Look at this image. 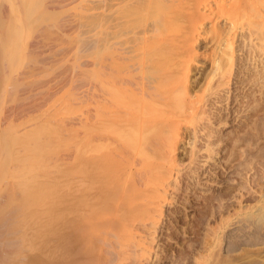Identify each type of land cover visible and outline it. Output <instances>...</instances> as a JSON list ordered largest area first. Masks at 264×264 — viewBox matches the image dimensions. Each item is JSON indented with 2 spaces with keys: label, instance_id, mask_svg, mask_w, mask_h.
Masks as SVG:
<instances>
[{
  "label": "rangeland",
  "instance_id": "rangeland-1",
  "mask_svg": "<svg viewBox=\"0 0 264 264\" xmlns=\"http://www.w3.org/2000/svg\"><path fill=\"white\" fill-rule=\"evenodd\" d=\"M15 1L0 0V211L9 215L10 212L7 211L12 210L13 215L9 217L11 220L7 214V218L4 215L3 219V214L0 215V241L5 243V246L3 243L0 245V264H41L40 251L38 254L37 247L36 250L25 249L26 240L31 238L34 245L40 246L43 240L40 235H58L56 219L58 220L59 214L57 208L60 206L59 188L69 191L68 186L72 182H69L70 173H73L75 164L73 152L76 149L74 141H77L74 133L78 126L74 122L81 117L83 121L86 120L84 117H88L86 111L90 106L89 82L91 71L95 67L92 68L93 49L88 47L92 41L96 42V36L100 38L96 45L100 50L98 48V52L93 53L96 56L97 52L100 61L104 56L100 51L106 47L104 39L108 37L107 34L110 36L111 33L119 32V28L122 33L127 31L122 36L130 41L134 40V36L136 39L140 36V31L148 25L146 22L152 26L153 23L160 24L159 21L164 23L165 20L177 17L179 19L175 23L169 24H176L183 34L186 27L183 25L184 21L189 22L192 17L191 5L186 7L187 4H184V14L179 9L182 7L180 5V12L175 9L178 13L170 12L162 21L163 7L157 10L154 6L161 5L159 3L165 6L164 0H148L149 4L145 0ZM191 1V4H196L199 0ZM221 1L208 0V7H205L208 11L202 9L205 17L195 36L192 54H185L183 45H180L184 37L181 38L176 27L179 36L176 39L181 38L178 40L180 43L177 42L181 48L177 44H173L174 50L173 46H167L161 51V56L156 54L153 58L156 64L151 74L157 77L164 75L160 73V69L166 67L164 70L168 72L164 79L171 76L172 81L173 68L169 64L178 67L176 60L180 58H176V52L180 51L177 57L181 55V62L185 63L187 60L185 65L191 67L187 83L189 93L201 95L204 102L201 99V106L199 104L198 112L201 116L196 111L195 116L194 113H187L182 117L184 119L178 118L182 113L176 107L177 103L171 106L172 109L168 107L171 112L166 108L169 111V114L165 113L169 116L167 118L170 125L177 119L180 124L185 120L182 126L175 123L176 126L179 124V129L180 126L182 128L179 141L175 144V148H178L175 150L176 167L173 165V176L167 183L166 198L159 207L157 219L146 222L142 216L143 218H139L143 219L141 222H135L143 230L139 232V243L135 251L133 249L128 254L131 258L128 257L129 264H264V80L259 81L255 75L258 69L256 65L260 58H264V53L259 52L257 47L262 43L257 37L259 30H251L254 28L250 26L264 20L260 13L262 11L264 14V4L260 0L251 5L247 13L243 7L232 10V13L230 11L231 16H227L224 12L217 11V4ZM146 3L150 9L146 7ZM235 5L239 6V3ZM134 6L139 7V10L144 9L145 13L149 12L145 14L143 10L140 11L143 13L133 11ZM154 9L162 15L158 14L154 18L157 14ZM125 10L128 11L125 13ZM112 12L116 13L115 18ZM129 12H134V16ZM108 21L114 25L111 32ZM104 22H107V30ZM136 22L142 24L138 25ZM119 23H123V27L116 28ZM126 25L132 27L131 32ZM16 26L19 28L16 29ZM114 28L116 29L113 30ZM163 29L170 31L171 27ZM228 39L234 45L235 64L230 79H226L229 82L218 87L222 78L220 79V70L217 71L216 61L220 53L223 55ZM95 42L92 46H95ZM101 44L103 47H100ZM165 51L169 53L168 57L165 56ZM171 61L177 63L174 65ZM96 62L97 60L95 65L98 64ZM100 63L102 62L99 65ZM261 68L260 66L259 69ZM262 71L264 73V69ZM175 108L179 109V116L178 109ZM254 108H258L257 112H254ZM175 111L177 116H174ZM83 129L82 131L86 130ZM81 136L84 137V134ZM208 141L216 143L212 146L210 142V146ZM83 143L82 147H85ZM197 150L201 152L198 153ZM61 178L66 182L59 184ZM66 191L61 192L65 194ZM70 194L71 196L66 197L71 201L73 192ZM64 213L69 217V211ZM20 220L28 221V234H25V229L26 232H18L21 230ZM3 222H7L5 227ZM7 224L9 225L6 226ZM16 240L18 241L15 242ZM8 241L14 243L10 244Z\"/></svg>",
  "mask_w": 264,
  "mask_h": 264
},
{
  "label": "bare ground",
  "instance_id": "bare-ground-1",
  "mask_svg": "<svg viewBox=\"0 0 264 264\" xmlns=\"http://www.w3.org/2000/svg\"><path fill=\"white\" fill-rule=\"evenodd\" d=\"M145 1H147V3L149 2L148 0ZM161 1L162 0H160V2ZM190 1L191 0H164L163 3L165 2V6L162 3H159L161 5L157 4L160 7H157V5L154 6L157 8V10L163 7L161 8L162 12L159 11L163 14L162 16L163 18L160 17L162 14L157 13L155 9L154 11L157 14L153 16L155 18L156 15L161 14L159 15V18H162L163 21L166 19V18L164 19V17H167V14H169L170 12H177L175 11V9L178 10V7L180 5H182V7L184 6V4H187L186 7L191 5L190 11L192 17L190 16V14L188 15V13L186 12L187 15L191 17V20L189 22L187 21H184L185 23L183 22L184 23L183 25L186 26L185 27L186 30L183 29V31H185L183 32V34H181L182 31H179V27L176 24H174V26L176 25L175 28L173 25H170L173 24V22L175 23V21L179 19L177 17L178 19L174 18L173 20L170 19H168V21L165 20V22H168V24L164 22L165 24H167V26L165 27H164L165 24L162 23L161 21H159L160 24L152 22L153 23L152 26H150L149 22L148 23L146 22V24H148L149 26L143 23V25L145 24L146 26L145 28L142 29V32L140 31V36L138 35L137 39L134 36L133 39L134 40L136 39L135 41L131 39L130 41L127 39L128 40L127 41L124 39V35L122 36V34H124V32L127 31L123 30L124 32L122 33V30L119 29L118 26H122L123 23H121L122 25L119 23L120 25H117L116 27L118 28L117 30L119 32L116 31L117 33L116 32H114V34L111 33L110 36L107 34L109 38L107 37L104 39L105 42H107L105 44L106 47H103V45L101 44L100 47H103L105 54L103 49L101 48L102 51L100 52L104 56L103 58H100V61L98 60L99 58L97 56L99 47H96V45L98 44L97 39L99 40L100 38L96 36L97 34H95L97 39L94 40H96L97 43L91 40L92 43L88 48L93 49L92 50L93 53L94 51H97L95 52L96 56L92 53V55L94 56V62L93 61L92 62L94 63V65L96 60L97 62L99 61L102 63H100L99 65L98 62V64L92 66V68L93 67L95 68L92 69L93 71H91V77H90L91 81L89 80L90 106L89 108H87L88 111H86L88 113V117L85 116L87 115V113L84 115L85 116L84 119H86L84 121H87V123L82 120V117L79 120L77 119L78 121L75 119L74 122L76 124V127L78 126L77 129H75V133H74L75 134L74 139L77 141V142L74 141V146L76 145L75 146L76 149L74 148L75 153L73 152V155L75 154L73 159L75 160V164L73 167L74 169L73 173L72 172H71L72 174L70 173L71 180H69V182L72 181L71 185L70 184H69L70 186L67 185L69 187V191L73 192L72 195L73 198L70 201V198H68L69 196H71L70 192L66 191L62 187L59 188L60 196H59L58 204H60V206L57 208L59 214L57 215L58 220L56 219L58 235H40L39 237L43 239L42 242H40V246L39 244L34 245V242L33 241L31 242L32 240L31 238L28 239L30 241L26 240L27 243L25 245V249L27 248L28 250L32 248L36 250L37 247L38 254L40 251L41 264H129L127 262L128 257L130 258L128 254H130L129 252L132 253L133 249L135 251V248L139 243L137 240L138 235L140 234L139 232L143 230L142 228L140 230L139 226H137L138 224H135V222L139 220V218H141L142 216L144 217L142 218L145 219V221L146 220L153 221L156 218V214L160 212L159 207L166 198L165 192L167 191L166 190L167 183L169 182L171 176H173L172 175L174 171L173 165H175L174 163L176 156L175 150L178 149L177 146L175 148V144L177 145V142L179 141L178 136L181 134L180 129H182L181 126L185 122L184 120L182 121L183 123L181 122L180 124L179 119L186 116L187 113H194L193 115L195 116V114L200 109L199 108L201 106L200 103L203 100V98L200 97L201 95L197 96V94L192 95V93L191 94L189 93L190 90L188 89L189 85H187V83H188V77L191 67L189 68L190 65H185L187 61L186 58L183 57L184 60H186L185 63L183 62L184 63L183 64L181 62L182 60V58L180 57L181 55L177 57V54H179L180 51L176 52V58H180V60H176L178 61V63L175 62V64L177 63L179 67L176 68L177 65H175L173 62L175 61L174 59L175 52L173 53L174 55H172L171 54L172 51L170 49L171 52L170 55H172V57L174 56V58L171 57V60L174 59L171 62H173V64L175 65L174 67L171 64H169L173 68L172 70L173 73L172 72L171 73L173 74L174 78L172 77L173 78L172 81L170 80L171 76L170 78L166 79L167 78L166 75L168 72L165 71L166 67L164 68L165 70L160 69L162 72L159 70L160 73L161 74L164 73V75L162 74L157 77V75L153 76L151 74L152 70H155L154 67L156 64L153 58L156 54L158 55L160 53H163L161 51L167 48V46L171 47L173 46V44L174 46L175 44L179 46L180 42L178 40H180L182 37H184V40H181L183 41V43L181 42L182 44L180 43V45H183V50L186 52L185 54L190 55L194 52V43L196 39L195 36L197 33H199V28H200L199 25L204 20L203 17H205V12L203 10H206L205 7H208L207 4L208 0H199L196 4L194 3L195 0L193 2L194 4H191ZM257 1L260 0L221 1L219 2V4H217V9H218L217 11L220 10L221 13L224 12V14L228 16V14H230V11L232 13V10H239L240 8L242 9L244 7L246 10L244 12L247 13L251 5L253 6L254 3H256ZM238 3L239 6L235 5ZM261 3L264 4V1L261 0ZM210 6L211 5H209V8ZM146 7L149 6L147 5ZM182 7L181 8L179 7V9L181 12L182 10H184L183 12L185 13L186 8L184 9L183 7L182 9ZM134 8L133 11L139 10L138 9L139 7H136L135 9ZM148 9H150V7ZM187 9L189 10V8ZM130 10L132 11L131 7ZM141 10L144 11V9H140L139 12ZM127 11L128 10H125V13ZM143 11L140 13H143ZM180 11L178 10V12ZM115 12H112L114 13V17L112 16V13H110L111 15L110 14L108 15L115 18V14H116ZM147 12H149V10ZM130 13L133 15L134 12L133 13L129 12V14ZM140 13L138 14L139 16ZM260 13H261V17H263L264 19V14H262V11ZM164 14H166V16ZM171 15L174 16L173 13ZM120 19L118 20L120 21ZM146 19H147V15H146ZM128 20L130 21V19ZM158 20L159 19L157 17V21ZM186 23L188 24L186 25ZM106 24L107 22L105 23V25ZM137 24L135 25L137 26ZM161 24L163 25V27H161L162 26ZM108 25H106V30L108 26V28L110 29L109 32H111L114 25H111L110 23ZM183 25L181 26L183 27ZM255 25L256 27H258L257 29L256 27H254ZM257 25H259L260 27ZM103 26L104 25H102V27ZM168 26H170L171 29L172 28L174 29L172 30L170 29V31H166L163 29V28H167ZM250 26L254 28L251 29L250 27L251 30L254 31L259 30L258 31L259 36L257 37L260 38L262 43H260V45H258L257 47H259L258 50L259 52L264 53V20L262 22L261 21L258 22V24L257 22L256 24L254 23V25L250 24ZM17 27L18 26H16V29ZM125 27H127V25ZM176 27L178 29L177 30L178 33H180L179 34L181 36L180 39H176L177 37H179L177 35L178 33L176 32ZM116 28H114L113 30H115ZM129 29L131 32L132 27ZM94 30L96 31V29ZM131 36L133 35L131 34ZM175 39H176V43L174 41ZM227 41L228 42L225 43L226 49L225 50L223 49L224 51L223 55H221L222 53H220V57L216 61L217 71L220 70V73L219 72L218 73L220 75V79L222 78L220 80L221 81L220 85L218 84L220 81L217 83V85H219L218 87L223 86L229 82V81L227 82V80L228 78L230 79V75L231 73H233V66L235 64V53H234L233 42L230 39H228ZM93 42H95V46H92ZM174 46L172 47V49L174 48ZM94 47H96V50ZM175 50L178 49L176 48ZM165 53L166 51L164 52V54ZM167 54L169 55V53H166L165 56L168 57ZM161 55L162 54H160L159 56ZM95 57H97V59ZM160 58L161 57H159V60ZM256 62H258V59L256 60ZM259 62L256 65L258 69L256 70L255 75L258 76L257 79L259 81H263L264 73L262 69H264V58L263 57L260 58ZM161 65L159 66L160 68ZM169 65L167 67L171 69ZM260 66L262 67L261 69H259ZM174 68L176 70H174ZM157 70L158 69H156V71ZM164 77L166 78L164 79ZM215 77L217 78V76ZM215 86L213 87L215 88ZM173 104H176V107H178L180 109V112L182 113L180 114V117H178L179 119H177V121L175 122L181 125L180 129L177 127L179 124L177 126L175 125V123L173 125L172 124L170 125V122H168V118H167L169 116L166 115L169 112L166 111V108L173 106ZM178 108L175 109L177 110ZM179 109L177 110L178 116L180 113ZM257 109H255L254 112ZM168 110L170 109L168 108ZM165 111L167 113H165ZM199 113L200 112H198L197 114ZM258 113L256 114L258 115ZM175 114L176 115L174 116H177L176 111ZM199 115H197L198 119H199ZM77 118H79V116ZM191 118L193 119V117ZM171 120L173 121L172 117ZM83 124H85L84 127ZM174 125L176 127H174ZM81 128L82 129L85 128L86 130L82 131ZM82 134H84V137L81 136ZM215 135L216 134H214V136ZM209 137H212V135ZM210 142L208 143V145H210ZM81 143H83L85 147L84 146L82 147ZM215 143L211 142V145L213 146V144L215 145ZM208 147L209 146H207V148ZM209 149L210 148H208V150ZM211 149L214 150L213 148ZM198 151L199 150H197V152ZM200 152L201 151H199L198 153ZM63 181L66 182L64 178H61L58 183L60 184ZM65 184L64 186L62 184V186L66 187ZM61 191H66V193L69 192L67 194L68 197H66L67 196L66 193L64 194ZM65 199L69 200L70 202L65 201ZM66 210L69 211L70 213L69 217L65 216L66 213L64 212ZM11 211H7L8 213L10 212L9 215L5 211L3 212L0 211V215L3 214L2 219L4 215H5L4 217L8 215V218L13 217ZM143 219H140L139 221L141 222ZM145 221L144 223L150 222V221H146V222ZM5 223L7 222L2 223L3 226ZM20 223H21V228H20L21 230H18V232L27 231L25 234H28V228H27L29 224L28 221L25 222L24 220H22ZM8 225L9 224H7L6 226ZM17 241L18 240H16L15 242ZM8 242L10 244L14 243V241H8ZM1 243L3 242L0 241V245H2ZM4 244L5 243H3V245Z\"/></svg>",
  "mask_w": 264,
  "mask_h": 264
}]
</instances>
